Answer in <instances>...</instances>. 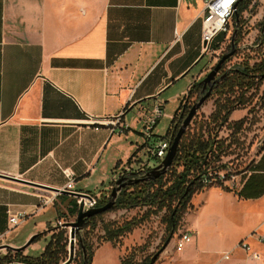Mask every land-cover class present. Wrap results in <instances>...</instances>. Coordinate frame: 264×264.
<instances>
[{
	"label": "crops",
	"instance_id": "1",
	"mask_svg": "<svg viewBox=\"0 0 264 264\" xmlns=\"http://www.w3.org/2000/svg\"><path fill=\"white\" fill-rule=\"evenodd\" d=\"M241 6L236 2V9ZM202 15V0H0V246L18 251L43 233L44 248L49 228L57 229L59 221L65 227L77 204L74 194L60 193L36 208L41 196L65 186L63 169L74 174L73 190L99 199L109 196L127 168L149 167L144 153L169 128L154 139L166 103H176L175 111L221 50L223 34L203 52ZM245 16L252 26L263 19L264 0H251L240 12ZM256 30L244 46H252ZM146 102L162 110L149 139L143 128L153 107L139 110ZM212 107L202 108L206 116ZM118 113L124 128L111 133L102 120ZM251 172L249 167L242 178L235 174L223 186L193 194L182 217L191 239L177 254L163 252L160 264H264V243L250 235L264 232V193L238 196ZM144 209L107 211L103 219L121 222ZM17 212L25 215L12 227L9 215ZM145 227L133 228L116 244H99L91 264H120L123 254L144 242ZM240 241L260 259L250 260ZM227 251L232 257L223 260Z\"/></svg>",
	"mask_w": 264,
	"mask_h": 264
},
{
	"label": "trees",
	"instance_id": "2",
	"mask_svg": "<svg viewBox=\"0 0 264 264\" xmlns=\"http://www.w3.org/2000/svg\"><path fill=\"white\" fill-rule=\"evenodd\" d=\"M250 1L240 0L242 6L237 7L232 17L235 32L233 44L237 48L236 51L238 50L237 43L240 41L239 31L242 25L240 12L248 6ZM261 30L264 31V17ZM219 34L224 35L225 33ZM259 40L263 41L262 37ZM228 46L229 48L231 47V40ZM216 77H219V79L214 83L210 94L212 97L215 96L213 100L214 109L206 117L203 116L197 120L196 116L193 117L191 123L180 137L177 152L167 171L155 179L139 180L122 187L113 208L109 210L144 207V211L140 215L121 222L117 220L105 221L103 219L105 212L94 214L85 219L82 230H100L99 236L96 238L98 245L104 241L116 244L120 237L126 235L133 228L141 226L152 215H156L162 210H164V214L161 221L165 223L168 237L171 238L179 225L182 214L192 207L190 199L193 194L211 186V182H217L218 185L223 186L219 181L213 180L215 177L214 172L228 170L226 178L231 174L226 164L222 162L223 154H225L230 145L225 140L227 136L223 138L218 134V131L220 132L219 129L228 121H231L230 115L233 111L247 104L249 97L253 94L247 95V93L252 89L256 91L261 86L264 81V56L252 64L238 62L228 68L223 65ZM201 88L202 84L200 82L193 83L187 96L191 97L195 93V99L198 98L201 94ZM189 107V104L182 105L179 103L175 110L167 130L168 132L173 131V137ZM212 122H215V124ZM216 124L219 126L217 130H215ZM263 149L264 146L261 151ZM249 167L252 172L238 192L239 197L246 199L257 198L264 193V152L260 159L254 164L252 161ZM208 171H212L213 174L208 177L209 182H204L202 176ZM107 199L108 197L105 196L99 198L96 206H102ZM76 211L77 204L73 205L70 214L74 215ZM58 228L59 226H57V232L51 233L39 255L35 257L22 255L21 251L18 250L13 253V259L5 257L7 260L4 264L14 262L62 264L68 258V238L66 230ZM53 229L55 228H49V230ZM41 234L34 235L32 241ZM77 241L78 249L75 257L78 259V263L91 264L93 256L92 244L83 234L78 236ZM83 249L85 250V257H83ZM133 252L134 250H130L129 253L123 254L120 264H151L150 260L153 255L151 257L144 256L142 259L136 260Z\"/></svg>",
	"mask_w": 264,
	"mask_h": 264
},
{
	"label": "rangeland",
	"instance_id": "3",
	"mask_svg": "<svg viewBox=\"0 0 264 264\" xmlns=\"http://www.w3.org/2000/svg\"><path fill=\"white\" fill-rule=\"evenodd\" d=\"M255 6L251 8V12H254ZM250 16H245V18H241L242 25L239 33L240 41L237 43L238 50L234 52V54L229 57L224 62V66L226 68L232 66L235 63L238 62H247L249 64H252L259 59H261L264 56V45L260 43L259 38L262 37V40L264 42V34L260 36V30L262 27V19L255 23L254 26H252L249 22ZM229 31L223 35V44L221 46V50L217 51V55H213L212 57H215L213 62H211L210 68L208 71L215 65L217 60L220 58L221 54L226 53L230 50L229 44L231 40V36L234 32V26L232 21L229 23ZM256 28L257 32L255 36L252 39L251 47L250 46H244L243 44L246 43V38H248V41L250 38L248 37V34L251 30ZM222 65V66H223ZM264 83L262 82L261 86L254 91V89L250 90L247 95L250 93H253L249 99L247 104L238 109V112L234 113V116L232 117L231 121H228V123L224 124L221 129H219L218 125L216 124L215 130L219 129L220 133L218 131V134L222 136L223 138L225 136L226 142L229 143V148L225 151V154H223L222 162L226 164V167L229 169V171L232 174L241 175V178L245 175H247L248 168L253 160H256L258 157L261 149L264 146ZM195 93L191 97H188L187 94L185 97H183L180 100V103L183 104H193L198 98L195 99ZM215 99V96L212 97L211 95L209 98L206 99V101L203 103V105L197 110L195 116L196 120L200 117L206 116L205 113L202 111H209V108L212 107L213 100ZM174 105L176 103H166L164 115L159 119L157 127L155 129V136L154 139H159L163 136L165 130L170 125V116L174 114ZM154 107L152 103L146 102V104H143L142 107L139 108V110L142 113L150 112V109ZM189 109V108H188ZM214 109V105L212 107V110ZM215 124V122H212ZM147 157H150L149 167H152L153 164H156L158 160L148 155L147 152L144 153ZM143 162V161H141ZM245 172V173H244ZM243 173V174H242ZM211 185H218L217 182H211ZM164 214V210L160 211L156 215H152L146 222L144 223L146 225L145 227V235H144V242L141 243V245H135L131 248V251L134 250V256L136 260L142 259L144 256L151 257L156 252H159L162 249L163 244L168 238V231L165 228V223L161 221V218ZM183 215V214H182ZM76 215H71L69 217L65 216L66 222H71L75 220ZM104 216V215H103ZM183 217V216H182ZM182 217L179 222V225L175 232L173 233L172 237L170 238L168 244L165 246V248L159 253L157 259L153 264H160L162 262L161 254L164 252V255L169 254L170 256L173 255L175 252L178 253L179 250H176L175 248V240L176 237L180 234V232L184 231L182 225ZM104 218V217H103ZM58 229L66 230V235L69 241V227H61L59 226ZM51 233L57 232V229L50 230ZM100 230H92L88 231V229L80 230L79 235L83 234L85 238L92 244L93 246V252L98 247L97 237L99 236ZM50 233V235H51ZM43 233L34 241H32L25 249L26 253H28L31 256H37L42 251L43 245L45 243V239L43 238ZM49 235V237H50ZM79 235H76V239L74 242V252L72 256V260L70 263L72 264H79L78 259L75 257V253L78 249L77 245V238ZM168 247V249H167ZM11 253V255H9ZM15 253V251H12L7 248V246H0V264H4L5 261L8 259H13L12 255ZM23 254V252L21 251ZM129 253V251H128ZM239 252L233 253V258L239 257ZM67 257H68V244H67ZM232 257V255H231Z\"/></svg>",
	"mask_w": 264,
	"mask_h": 264
},
{
	"label": "built area",
	"instance_id": "4",
	"mask_svg": "<svg viewBox=\"0 0 264 264\" xmlns=\"http://www.w3.org/2000/svg\"><path fill=\"white\" fill-rule=\"evenodd\" d=\"M239 0H202L203 2V15H202V31H201V42H202V50L203 52L210 51V45L213 42L214 38L219 33H227L229 31V23L232 21V17L234 12L236 11L235 4ZM179 35H176L178 38ZM162 110L160 105H154L152 110V117L144 124L143 134L146 139H149L151 136V131L155 125L156 120L160 117ZM121 114L118 113L112 117H106L102 120V124L109 127L111 133H119L123 130L124 124L121 120ZM168 132V131H167ZM166 132V136L159 140L155 145L148 148V155L158 160L156 164L163 159L166 154L168 147L170 146L171 140L173 139V131ZM220 133V132H219ZM156 164H153L152 167ZM148 167V168H152ZM145 166L138 167L133 169L131 167L127 168L125 172H135V175H141L144 172L150 170ZM64 175L67 177V182L65 186L60 190H68L74 193L80 194L77 200V205L80 201L83 202V210H88L90 208L96 207L98 202V197L91 195L86 192H77L73 190V182H74V174L68 169L65 168L62 170ZM228 170H221L214 172L215 181H219L224 184L229 179H234L235 174H230L229 177L226 178V173ZM212 171H208L205 175L202 176V180L204 182H209L208 177L211 176ZM60 190L54 191L52 196H41L39 203L36 208L43 209L50 203H52L54 196L60 194ZM24 212L10 213L9 215V223L12 227L17 226L20 221L24 217ZM57 226H63V224L59 221ZM251 236H254L255 239L259 243H264V232L259 233L258 231H253ZM191 239V233L188 230H184L180 232V234L176 237L175 240V248L176 250H181L185 244H187ZM238 246L243 249L246 253L248 252V258L250 260H259L260 254L255 251L249 252V246L244 241H240ZM231 252L227 251L221 255L223 260L230 259ZM238 264H251L249 262L243 261Z\"/></svg>",
	"mask_w": 264,
	"mask_h": 264
},
{
	"label": "water",
	"instance_id": "5",
	"mask_svg": "<svg viewBox=\"0 0 264 264\" xmlns=\"http://www.w3.org/2000/svg\"><path fill=\"white\" fill-rule=\"evenodd\" d=\"M262 34L264 31L262 30ZM235 32L232 34L231 37V47L230 50L226 53L221 54L220 58L217 60L215 65L205 74V76L200 80V83L202 84V88L200 91L199 98L190 105L186 115L183 117L180 126L171 140L170 146L168 147L165 156L162 160L156 165H154L150 170L144 172L141 175H135V172H125L122 173L114 182V185L111 188L110 194L108 196V199L105 204L102 206H96L93 208H90L88 210H83V202L80 201L77 206V212H76V218L74 221L68 222L66 224L67 227H69V241H68V258L66 261H64L62 264H69L72 260L73 252H74V242L76 239V235L79 234L80 230L83 228V223L86 218L94 215V214H100L107 212L111 210L114 206L115 200L118 196L119 191L122 187L125 185H129L133 182H137L139 180H152L157 178L160 175H163L167 169L171 166L173 162V158L177 152L178 143L180 140L181 135L185 132L189 124L191 123L193 117L195 116L197 110L203 105V103L206 101L207 98H209L214 83L219 79V77H216L219 69L224 64L225 60H227L229 57H231L234 52L236 51V47L233 44ZM53 191H58V189H54ZM60 193H67V194H74L76 197H80L78 193L69 192L66 190H60ZM31 236L21 247L16 249H24L26 248L31 242H32ZM170 240V237L167 238L165 243L162 246V249L159 252H156L151 257L150 263H154L157 259L159 253L165 248V246L168 244ZM83 257H85V250L83 249ZM10 264H17V263H10Z\"/></svg>",
	"mask_w": 264,
	"mask_h": 264
}]
</instances>
